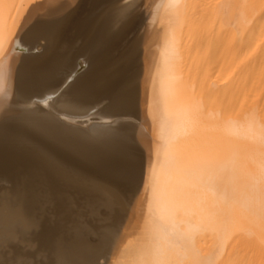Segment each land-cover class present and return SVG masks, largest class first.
I'll use <instances>...</instances> for the list:
<instances>
[{
    "label": "bare ground",
    "instance_id": "6f19581e",
    "mask_svg": "<svg viewBox=\"0 0 264 264\" xmlns=\"http://www.w3.org/2000/svg\"><path fill=\"white\" fill-rule=\"evenodd\" d=\"M11 1L6 14L8 25L0 30V166L15 162L13 159L18 151L28 154L31 150L39 157L36 170L43 178V188L40 185L43 192H32L26 186L28 179L25 177L13 186L8 174L0 172L7 177L6 181L11 182V186L4 187V192L0 191L3 194L0 199L3 201H0V210H3L0 216V257L15 256L16 248L10 241L20 240L36 249L38 258L49 264H264V0L234 3L236 5L227 6L221 14L223 23L231 28L233 46L230 72L231 93H234V172L230 179L232 183L229 182L233 186V203L229 201L232 198L230 191H227L228 195L231 194L229 200L227 194L224 197H227L226 202L233 204L234 214L227 215L228 220H224V213L219 216L224 207L220 206L221 197L225 193L219 189L221 196L216 189L223 180L221 174L193 173L198 152L194 144L195 133L178 124L182 123L178 118L180 112L166 98L170 95H167L169 86L165 84V87L163 82L169 79L162 80L168 73L162 74L154 66V61L160 55L169 60L164 55L169 49L158 45L163 48L162 52L155 51L160 55L153 52L155 36L150 39L146 35L149 15L138 14L143 0ZM73 16L76 21L71 20ZM139 16L142 23L137 30L134 29L129 50L140 53V70L127 88L120 89L119 98L99 105L95 93H107L110 81L103 72H96L97 50L106 44L97 34L104 31L109 39H114V34H122L128 31V27L136 25ZM98 19L102 20V25H97ZM95 34L96 45H91ZM83 43L87 45H80ZM35 47L39 49L35 54L23 52ZM167 57H171L170 52ZM165 60L162 62L164 66L165 63L169 65ZM178 69L172 70V76H168H176ZM168 70L166 68L167 72L171 69ZM161 76H164L162 80ZM194 78L187 79V82L198 81V77ZM181 84L179 82L178 87L185 88ZM180 87L178 91L181 93ZM201 128L197 129L201 131ZM107 130L114 131V138L99 135ZM202 132L200 138L207 139L210 132ZM218 137L223 138L220 132ZM207 140L209 142L210 138ZM52 143L60 149L70 150L76 158L67 161L60 156L59 150H51ZM112 152L128 156L131 164L129 169L128 164L106 171L105 175L125 178V186L120 189L98 181L95 176L99 173L81 171L78 167L84 160L100 159L105 163L107 157L103 155ZM219 162L220 158L217 168H221ZM49 169L54 170L57 177L67 180L71 190L66 196L59 193L55 183L50 181L48 185ZM79 177L86 178L89 184L104 186L106 193L92 191L76 179ZM205 180L209 187L195 191V195L188 198L191 192L188 187L193 182L197 184ZM177 182L188 187H178ZM221 187L224 190V186ZM228 188L230 190V186ZM183 199L186 202L181 204ZM203 201L206 204H202ZM63 202L70 204L71 208L80 204L115 205L127 211L124 215L128 221L113 236L111 230L100 229L98 239L101 243L98 246H94L96 242L89 244L87 236L95 231L85 224L84 227H73L74 230L65 236L54 234L50 237L55 238L49 248L46 244L50 241L48 235L40 231L38 217L41 212L39 215L38 212L41 209L36 213L34 207L36 204L43 208ZM218 204L219 207L215 206ZM187 207L195 213L182 211ZM209 207H217L213 209L218 214L215 212L213 216V209L209 213ZM219 217L221 221L217 219ZM54 228L56 232L57 226ZM32 231L36 235L31 236ZM108 241H112L111 249L105 253L103 247ZM152 255L157 258L152 260Z\"/></svg>",
    "mask_w": 264,
    "mask_h": 264
},
{
    "label": "rangeland",
    "instance_id": "374dc122",
    "mask_svg": "<svg viewBox=\"0 0 264 264\" xmlns=\"http://www.w3.org/2000/svg\"><path fill=\"white\" fill-rule=\"evenodd\" d=\"M3 1L4 2L8 1V2H7V4H5V3H3ZM10 2H12V1L11 0L10 1L9 0H0V4H1L0 5V9H1L0 10V13H1L0 14V26H1L0 30L1 31H2V29H5L2 26L7 27V25H8L7 24L8 15H6V14L9 13L10 4H12ZM245 2L247 3L248 0H239V1L238 0H236V1H234V0H143V6H142L143 8L141 7V11L138 12V14H145L146 13L149 15L146 19V25H147L146 26L147 27L146 28V35L150 36V39H152V37L155 36L154 42H156L157 44L154 43L155 48L153 47L154 48L153 52L157 55H160V53L158 54L155 51L157 50V51L162 52V49L164 47L169 49V52H170L171 57H167V53H169V52H167L168 50L164 51L165 52L164 55L166 54V58H170L169 60L166 59L167 62L169 61L167 63L169 65H166V63H165V66H164V63H162V62H164L165 56L162 57L163 55H160V56H158V59L155 58L156 60L154 61V66L157 67L161 71L162 74L164 73V75L166 73H168V75H171L170 72L173 73L172 70L176 71L180 67V69H178V73H180L179 75H178V73H176L177 74L176 76L173 74V78L171 77L172 75L171 76L166 75V77L163 78V80H162V77H164V76H161V80L164 81V80L169 79V81H168L169 83L167 81H165V82H163L164 83L163 85L165 86V84H166L167 87L169 86L170 93L168 90L167 95L170 94L168 96H170L172 99L170 97H168L166 95V93L165 94L163 93V95L167 96L166 98L170 99V101H171V106H173V108H177L178 111L182 114V117H180V113H179L178 118H181V120L179 122H182L183 124L182 123H178V124H181L183 127L186 126L188 129L187 131H190V132L194 131V133H195L196 139L194 140L195 141L194 144H196L195 147L198 151L195 154V158L197 157L199 160H197V158L195 160V165L197 167L194 169L193 173L194 172L195 173H203V175H204L205 171H206V174H209V176H211V175L213 176L214 174H221V176L223 177V180L225 181L224 182L221 179L222 182L224 184L227 183V185L226 184L222 185V182L220 181L221 185H220V182H219V185L224 186L225 188L223 187L224 190H222V187L220 188V186H217L218 188H216V189H218L217 191L219 192V194L221 196L223 195V194H221L222 191H223V193L225 192L223 197L227 194V191H230V193L232 195L228 192L229 195L227 194L226 196L227 197L230 195L232 196V198H230L231 196L228 197V200L230 198L229 201L231 203H233V201H232L233 200V190H232L233 186H232V184H230V183H232V180H230V179L233 178L232 175L234 172V169H233V166H234V144H233L234 125H233V121H232L234 93H231L232 89H231V72L230 71H231L233 46H232V39H231L232 38L231 37V28L229 25L223 23L221 14L225 11V8H227V6L231 7L232 5L233 6L236 5L234 3H239V4L243 3L244 4ZM2 4H3V6H2ZM4 5L7 7H5ZM145 7L146 8L149 7L148 8L149 11L147 9L144 10ZM2 9L5 12V14L2 11ZM4 9H6V10H4ZM4 16H6V17H4ZM141 18H142L141 16L137 17L136 20L138 22L136 21V25L128 27V31H123L122 34H119V35L114 34L112 36L114 39H109V36H107V33L104 31L97 34L99 36V39H101L106 44L103 48L97 50L98 52L96 55H97V59H99V61H96L97 62L96 72H97V74H98V72L99 73L103 72L106 77H109V81H110V90H108L107 93H95L94 98L98 102L99 105H101L103 103L110 102V101H114L115 99L119 98L120 89L121 88L123 89L125 87L127 88V86H129L130 83L134 80L136 74L138 73V70H140V62H141L140 61L141 60L140 53H138L135 50H129L130 49L129 47H130V44L134 38V31L137 30L139 28V24L142 23ZM71 20L76 21L77 20L76 16H73ZM97 21H98L97 25H102L103 22L101 19H98ZM2 24H4V25H2ZM5 24H7V25H5ZM151 31H152V33H151ZM148 33L150 35H148ZM95 37H96V34L93 37V40H92L93 42H91V45H96L95 42H97V40ZM162 41L164 42V44H161V43H163ZM80 45H87V43H83ZM158 45L163 46V48L162 47L159 48L160 46H158ZM77 46H79V44H77ZM157 46H158V48H157ZM35 48H36V50H35ZM35 48L31 49L29 52L26 50H24L23 52L35 54L39 50V49H37L38 47H35ZM95 49H93V50H95ZM128 57H130V59L128 61H126V58H128ZM159 57H162V58L159 59ZM161 59L163 61H161ZM184 61H186V62H184ZM124 62H126V63H124ZM156 62L158 65L156 64ZM180 62H182V63H180ZM177 63L179 66L176 65ZM161 66L163 68L165 67L164 68L165 70ZM185 67H187V68H185ZM166 68H167V70H168V68H170L171 70L169 69L170 71L168 70L169 72H167ZM182 68L185 70H182ZM180 70L182 73L179 72ZM188 70H190V71H188ZM183 72H185V74H183ZM180 75H181V77H179ZM182 75H184V76H182ZM195 75H196V77H195ZM190 76H193V77H190ZM187 77H189L190 80H192V78H194V77H195L194 79H196L198 77L196 80H198L200 82L199 83H198V81H196L194 83H192V81L187 82V79H188ZM179 79H181L184 84L182 83L181 80L179 81ZM162 81H161V84H162ZM179 82H180V84L182 83L181 86L183 85V86H185V88H187V86L189 85L188 86L189 88H187V90H186L184 87L182 89L179 86L181 88V93H180L178 91ZM191 83H192V85L195 84V86H192V85L190 86ZM201 85H202V88L199 87ZM191 89H192V92L194 90V93H192L190 91ZM176 90L179 93H177ZM183 90H186V91H183ZM200 90H201V92H203V91L204 92L201 93ZM188 91H190V92H188ZM195 91H197V92L195 93ZM173 97H175V98H173ZM178 102L180 104H178ZM185 102L187 104H185ZM179 108H180V110H179ZM181 109H182V111H181ZM184 110L185 111L187 110V111L183 112ZM187 112H188V114H187ZM193 114L196 116H194ZM184 116H187V117H184ZM192 117H194V118H192ZM182 118H184V119H182ZM197 118L200 119L198 121L201 124L196 121ZM201 118L202 119L204 118L203 121ZM191 120H192V122H191ZM194 122L196 124H194ZM187 124H189V125H187ZM197 125H201V126L197 127ZM192 127L196 130H194V129L192 130ZM200 127H202L201 131H203V132L205 131L204 133H207V132L212 133V134H210V133L208 134V138L206 136L207 139L210 138L209 142L207 139L204 138L205 135H203V138L205 140L200 138L202 136V134H200L201 131H199V129H197ZM189 128H191V129H189ZM219 132L221 134V137H223L222 139H219V137H218ZM210 135H212V136L209 137ZM214 135H216V136H214ZM213 136H214V141L212 138ZM201 139H202V141H200ZM203 140L205 141V143ZM198 145H200V146L197 147ZM50 146H51L50 147L51 150H54V151L56 149H57V151L59 150L58 152L60 153V156H62L67 161H72L74 158H76L70 150L67 151L66 149H62V148L60 149V147H58V145H56L54 143H52ZM204 146H206V148ZM218 151H220V152H218ZM18 153H16L15 159H13V160H15V162L11 161V164H9V165L0 166V172L2 174L3 173L8 174V176L12 180L13 186L20 183L22 178L25 177L26 179H28L26 186L29 187L32 192H36V193L43 192V189H42L43 188V184H42L43 180H41L43 178L41 177V175L40 176L38 175L37 170H36V168L39 164V157L35 153H33L31 150L28 151V154L27 153H25V154L21 153L20 151H18ZM206 153H207V155H206ZM209 153H211V154H209ZM99 156L100 157H103V156L107 157V159L105 158L106 162L104 163V161H102L100 159H99V161H94V160L85 161L84 160V161L80 162L78 167L80 168L81 171L90 172V173H99L95 177L98 181H100L102 183H105V182L109 183L110 185L115 186L116 188H119V189L124 187L125 183L123 184V181L125 180V178L120 179L118 177L108 176L105 174L107 172L114 171V169H117L120 167L122 168L124 165L125 166L128 165L130 163L127 160L128 156H122V155L114 154L113 152L109 153V154H105L103 156H102V154H100ZM201 158H202V160H201ZM218 158H220L219 164H221V168H217L218 167ZM18 159H20V160H18ZM20 161H22L21 165H20ZM93 161H94V164H93ZM206 161H207V163H206ZM26 164L28 165L27 168H25ZM130 165L131 164H129V166L127 167L128 169L130 168ZM4 176L5 175H0V191L4 190L5 186L6 187L11 186V182L6 181L7 177H4ZM195 178L199 179L198 177H195ZM214 178L215 177H213V179ZM227 179H228V181H227ZM210 180H212V179H210ZM46 181H47L48 185H49L50 181L53 184L55 183L58 190H59V193H62L63 195L65 194L64 196H66L68 193H70L71 189H69V187H68L67 180H65L61 177H57L54 170H52V169L48 170ZM179 183H181L180 184L181 186L182 185L184 186L186 182L184 184L182 182H179ZM40 185L42 186V188ZM178 185L179 184L177 182L176 186H178ZM180 185L178 187H180ZM208 185L209 184H208V182H206V180L202 181V182H198L197 184H196V182H193V184L190 187L185 185L186 188L188 187L189 190H191L190 194H188L187 197L188 198L190 197V199H191L195 195L194 194L195 191H197V190L201 191L203 189H207L209 187ZM213 186H215V185H213ZM229 186H230V190L228 188ZM219 189L221 190V193H220ZM225 189H226V191H225ZM217 191L215 192V194L216 193L218 194ZM2 192H4V191H2ZM2 192H0L1 193L0 196H2V197H0L1 200L3 199ZM215 194L213 196H216L217 199H220L219 198L220 195L218 194L219 195L218 196ZM197 196L199 197L201 195L197 194ZM223 197H221V203H220L221 205L220 206L223 205L224 207L222 206L223 209H222V212H220L219 216L224 213V216H225L224 220H228V219H230L231 215L234 214V208H233V204L231 205L230 202L228 203V200L226 202L225 199H227V197L226 198L225 197L223 198ZM199 198H203V197H199ZM1 202H3V201H1ZM185 202H186V200L183 199L181 201V204H184ZM203 202H202V204H206L205 203L206 201L204 203ZM208 203H210V202L208 201ZM0 205H1V203H0ZM58 205L60 208L58 207ZM58 205L48 204L46 207L41 208V206L38 207L39 205L36 204L35 205L36 207H34L36 213L41 209L38 212V215L41 212V214L38 217L40 219L39 221L41 224L40 225V231L43 235H45V236L48 235L50 241L48 240L49 242L46 244L48 245L49 248L52 246L50 243H53L52 240H54L53 238H55V237H53L52 239H50V237H52L54 234L55 235H57V234H62V235L65 234L66 235V233L68 234V232L71 231L72 229L74 230L75 227L78 228L80 225L84 227L85 224L92 227V229L95 231L93 234H89L87 236V238L90 239V240H88L89 244L93 245L96 242V244H94V246L95 245L98 246L101 243L100 239H98L100 236V233H101L100 229H101V231H103V228H104V230L105 229L111 230L112 236H113L116 232L119 231L121 225L126 224L128 221L124 215V214H126L125 212H127V211L123 210V208L121 209L115 205H112V206L104 205L103 206L101 204H95L93 206H87L84 204H80V206L76 205L77 207L75 206L74 208H71L72 206L68 203H65V202L58 204ZM212 205H211V207H212ZM188 206H190V204ZM215 206L219 207V204L215 205ZM213 208H217V207H213ZM213 208L209 207L208 209H210V210H208V212L211 211ZM1 209H2V207H1ZM55 210H56V212H55ZM205 210H207V209H204V211ZM213 210H215V209H213ZM2 211L3 210H0V216L2 214ZM68 211H70V212H68ZM182 211L189 212V213L194 212V210L190 209L189 207L184 208ZM217 211H218V209H217ZM44 212H46V213L44 214ZM208 212L205 211V213H208ZM215 212H216V210L213 212V216H215L214 215ZM72 213H74V214H72ZM70 215H72V216H70ZM227 215H229L230 217L228 218ZM103 217H105V218H103ZM126 217H127V215H126ZM220 217H222V216H220ZM220 217L217 219L220 220L221 219ZM128 219H129V216H128ZM203 219H204V217H203ZM206 219H208V217ZM209 219H210V217H209ZM84 220H86L85 221L86 223L84 222ZM222 220H223V218H222ZM123 221H124V223H123ZM203 221H205V220H203ZM60 222H62V223H60ZM211 222H213V221H211ZM51 223H53V224L51 225ZM59 223H60V225H59ZM56 226L58 228V230L56 231L57 233L55 232V228H54ZM32 232H30L29 235L31 233H32L31 236L36 235L35 231H32ZM95 234H97V235H95ZM35 237H37V236H35ZM35 241H38V240H35ZM108 242H110L109 243L110 245H108ZM108 242H107L108 246L106 245V247H103L104 248L103 251L105 253H107V252L109 253V250L111 249L110 246L112 244V241H108ZM10 244L12 245V247L16 248L14 251L17 254L15 256L0 257V264H47L48 263V262L43 263V261L40 260V258H38L37 253L35 251L36 249L31 248L30 246L26 245V243L23 241H20V240H16V241H12V242L10 241ZM10 257H11V259H10ZM24 258H25V260H24ZM151 258L153 260V259H156L157 257L155 255H152ZM11 261H13L14 263H12ZM17 262H19V263H17Z\"/></svg>",
    "mask_w": 264,
    "mask_h": 264
},
{
    "label": "snow or ice",
    "instance_id": "6c2138e0",
    "mask_svg": "<svg viewBox=\"0 0 264 264\" xmlns=\"http://www.w3.org/2000/svg\"><path fill=\"white\" fill-rule=\"evenodd\" d=\"M58 131H59V129H58ZM99 135L102 137L108 138V139H112V138H114L115 133L112 130H107L105 132L100 133ZM76 179H78L81 183L88 185L91 188V190L94 192L106 193V188L104 186L97 185V184H89L87 179L83 178V177H79Z\"/></svg>",
    "mask_w": 264,
    "mask_h": 264
}]
</instances>
